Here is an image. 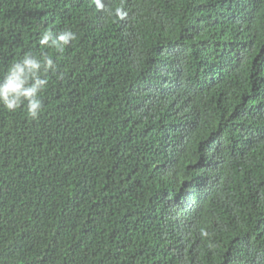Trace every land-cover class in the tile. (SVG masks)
I'll list each match as a JSON object with an SVG mask.
<instances>
[{"label": "trees", "instance_id": "1", "mask_svg": "<svg viewBox=\"0 0 264 264\" xmlns=\"http://www.w3.org/2000/svg\"><path fill=\"white\" fill-rule=\"evenodd\" d=\"M105 4L0 0V78L63 73L0 108V264H264V0Z\"/></svg>", "mask_w": 264, "mask_h": 264}, {"label": "clouds", "instance_id": "2", "mask_svg": "<svg viewBox=\"0 0 264 264\" xmlns=\"http://www.w3.org/2000/svg\"><path fill=\"white\" fill-rule=\"evenodd\" d=\"M93 3L98 12L105 11V0H93ZM112 14L120 20L128 15L122 6L116 7ZM76 39V33L70 29L58 32L45 29L40 34L38 44L41 49L63 53ZM49 73L63 79V73L58 72L55 60L47 51H41L39 55L29 51L10 63L0 78V108L9 113L23 108L29 118L38 119L44 107L41 94L49 86ZM200 234L202 237L209 235L204 229Z\"/></svg>", "mask_w": 264, "mask_h": 264}]
</instances>
